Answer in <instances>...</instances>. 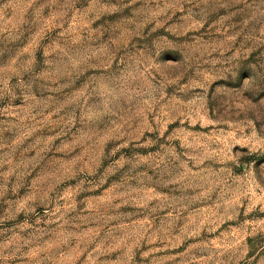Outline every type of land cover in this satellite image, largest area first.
I'll return each mask as SVG.
<instances>
[{"label":"rangeland","instance_id":"obj_1","mask_svg":"<svg viewBox=\"0 0 264 264\" xmlns=\"http://www.w3.org/2000/svg\"><path fill=\"white\" fill-rule=\"evenodd\" d=\"M0 264H264V0H0Z\"/></svg>","mask_w":264,"mask_h":264}]
</instances>
